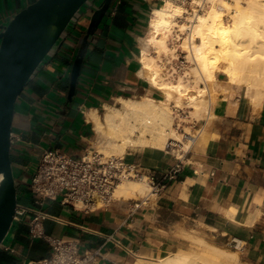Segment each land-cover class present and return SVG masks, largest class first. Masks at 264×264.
Instances as JSON below:
<instances>
[{
    "label": "crops",
    "instance_id": "0c3cea01",
    "mask_svg": "<svg viewBox=\"0 0 264 264\" xmlns=\"http://www.w3.org/2000/svg\"><path fill=\"white\" fill-rule=\"evenodd\" d=\"M35 1L0 0V25ZM158 3H113L115 12L110 10L87 43L72 100L70 72L90 16L78 20L54 59L25 87L16 101L12 129L13 135L21 136L11 150L18 204L35 206L28 186L31 165L45 149L79 155L92 142L95 131L89 110L97 108L101 113L106 104L118 103L119 96L133 97L150 87L138 71L140 38ZM212 93L213 117L205 120L182 157L155 148L125 153L127 161L153 169L158 176L182 163L157 202L131 214V203L123 198L109 208L88 212L46 201L42 209L56 219L42 221L44 233L77 237L82 248L104 245L112 261L128 255L139 257L134 264L138 260L146 264V259L156 264L172 248L188 247L194 237L238 252L236 264H264V96L253 97L229 83L223 73L218 74ZM30 217L13 223L0 247V264H20L25 258L40 259L50 253L46 239L31 237ZM234 239L242 249L233 247Z\"/></svg>",
    "mask_w": 264,
    "mask_h": 264
},
{
    "label": "bare ground",
    "instance_id": "6f19581e",
    "mask_svg": "<svg viewBox=\"0 0 264 264\" xmlns=\"http://www.w3.org/2000/svg\"><path fill=\"white\" fill-rule=\"evenodd\" d=\"M201 2L190 0L189 7L182 0H161L153 7L147 34L140 38L138 71L151 87L162 93V98L148 94L119 96L117 101L124 108L106 104L103 114L97 108L89 110L88 119L93 123L101 153L121 156L129 148H155L182 157L203 127L194 132L192 126H187L181 133L174 126L180 115H175L176 111L186 105L199 123L205 118L209 120L212 115L209 86L218 82L220 73L227 76L229 83L253 93V97L264 96V0H206L199 11L197 6ZM171 40L179 42L190 63L183 73L176 68L172 73L167 70L166 62L179 57L178 45L171 44ZM147 189L145 195L151 191L146 182L127 179L118 184L114 197L140 198ZM197 240V250L172 248L156 264L238 262V252L205 238ZM136 264L145 263L138 260Z\"/></svg>",
    "mask_w": 264,
    "mask_h": 264
},
{
    "label": "built area",
    "instance_id": "2783aa9c",
    "mask_svg": "<svg viewBox=\"0 0 264 264\" xmlns=\"http://www.w3.org/2000/svg\"><path fill=\"white\" fill-rule=\"evenodd\" d=\"M102 0H94L98 6ZM188 4L190 0H182ZM117 5L120 0H114ZM206 0L197 6L203 10ZM116 8H111L114 13ZM89 11L88 16H90ZM77 27V26H76ZM20 135L12 134V144L20 141ZM181 162L168 169L161 176L136 162L127 161L124 155L106 156L89 143L83 153L76 155L61 151L59 148L45 149L36 161L35 171L29 183L30 192L34 195V205L18 204L14 222L22 221L28 214L30 235L33 239L44 238L49 242L50 253L40 259L25 258L20 264H93L109 260L103 246L82 248L80 240L71 236H48L42 229L44 219H56L42 209L46 201H60L76 211L88 212L105 209L118 200L114 191L118 184L127 179H138L146 182L151 191L140 198L128 199L131 203V214L152 206L168 187L175 173L181 168ZM236 239L232 241L235 249H242ZM117 246L121 243L117 242Z\"/></svg>",
    "mask_w": 264,
    "mask_h": 264
},
{
    "label": "water",
    "instance_id": "95a60500",
    "mask_svg": "<svg viewBox=\"0 0 264 264\" xmlns=\"http://www.w3.org/2000/svg\"><path fill=\"white\" fill-rule=\"evenodd\" d=\"M36 0L0 25V247L14 223L18 186L11 150L16 101L35 75L51 62L63 41L89 13L90 22L70 72L68 98L76 94L86 47L114 0Z\"/></svg>",
    "mask_w": 264,
    "mask_h": 264
},
{
    "label": "rangeland",
    "instance_id": "374dc122",
    "mask_svg": "<svg viewBox=\"0 0 264 264\" xmlns=\"http://www.w3.org/2000/svg\"><path fill=\"white\" fill-rule=\"evenodd\" d=\"M161 0H159V2H160ZM245 2H246V0H245ZM187 6H191L190 5V3H188V4H186ZM156 6V5H155ZM153 9V8H152ZM152 13V12H151ZM150 13V14H151ZM150 14H149V16H148V19H150ZM84 16H88V15H84ZM84 16H82V17H84ZM81 17V18H82ZM148 19H147V23H146V26H145V31H144V33L142 34V36H145L146 34H147V30H148V24H149V21H148ZM72 34V33H71ZM70 34V35H71ZM141 42V41H140ZM174 42H175V44L176 45H178V51H177V53H178V58H176V59H173L172 58V63H171V61L169 60V62L171 63V64H173V65H170V63L169 62H166V67H167V70L169 71V72H174V70H175V68H176V70L177 71H179V73L181 72V73H183L185 70H186V67H188V65L190 64L188 61H187V59L185 58V55H186V53H184L183 52V50H182V48L180 47V45L178 44L179 42L178 41H173V40H171L170 41V43L171 44H174ZM140 45L142 46V43H140ZM152 53H154V51H151ZM164 59H166L165 57H164ZM167 60V59H166ZM165 60V61H166ZM173 66V67H172ZM174 68V69H173ZM215 85V84H214ZM214 85H210L209 86V92H210V98H211V100H212V103H213V101H214V97H213V93H212V88H213V86ZM144 94H148V95H150V96H154V97H156V98H162V93L160 92V91H158V90H156V89H154L153 87H149L148 89H147V91H145L144 93H141V94H138V95H135V96H133V97H140L141 95H144ZM215 94H216V92H215ZM132 97V96H131ZM118 102V101H117ZM112 105H115V106H118V107H120V108H124V106L121 104V103H116V104H112ZM190 108L189 107H187L186 105H184L181 109H179L178 111H176V112H178V113H176L175 115H177V114H180V115H177V116H179V117H177L176 119H175V127H177L178 129H179V131L181 132V133H183V132H185L186 131V129H187V126H192V131L193 130H195L194 132H196L200 127H204V125H205V120H207L206 118H205V116L203 115V118H205V119H203L202 121H201V123H199V121L198 120H196L195 118H192L193 116H192V113L190 112ZM105 112V108H104V110L103 111H101V114H103ZM212 113V112H211ZM213 115V114H212ZM211 115V117H213ZM180 116H182V117H180ZM185 116V117H184ZM186 117H187V120H186ZM181 118V119H180ZM183 119V120H182ZM182 120V121H181ZM178 124H180L179 126H178ZM185 125V126H184ZM184 128H186V129H184ZM188 129H189V127H188ZM95 131V130H94ZM93 135H94V137H93V139H92V142H91V144L97 149V147L99 146V145H97L98 143H96V139H95V135H96V133L94 132L93 133ZM135 149H140V148H135ZM135 149H131V148H129L128 149V151H134ZM99 150V149H98ZM140 150H143V149H140ZM127 151V152H128ZM126 152V153H127ZM125 155V154H124ZM168 155H173V154H168ZM35 166H36V164L35 163H33V165H31V172L30 173H33L34 171H35ZM148 170H151V171H154L153 169H148ZM148 192V189H147V191L146 192H144V193H142V194H140L139 195V197H141L142 195H145L146 193ZM124 199V198H123ZM191 240H190V245L188 246V247H182V248H184V249H193V250H197L198 248H199V246H198V244H199V241L197 240V238L195 239L194 237L193 238H190ZM196 242H198L197 244H196ZM227 248V247H226ZM228 249H230V248H228ZM139 257L138 256H128V255H125V256H123L122 258H120L118 261L117 260H115L113 263L112 262H110L109 260H103V261H97V262H95V263H93V264H134L135 263V261L138 259ZM152 260H154V259H146L145 260V262H146V264H152Z\"/></svg>",
    "mask_w": 264,
    "mask_h": 264
}]
</instances>
